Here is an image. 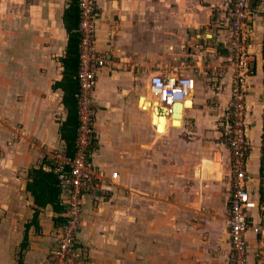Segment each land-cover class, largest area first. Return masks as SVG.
Masks as SVG:
<instances>
[{
	"label": "crops",
	"instance_id": "crops-1",
	"mask_svg": "<svg viewBox=\"0 0 264 264\" xmlns=\"http://www.w3.org/2000/svg\"><path fill=\"white\" fill-rule=\"evenodd\" d=\"M97 1L96 47L109 52V63L94 84L99 136L91 159L119 177L105 186L103 204L87 203L78 241L94 264H225L229 152L219 126L232 71L217 70L229 60L230 0ZM71 2L0 0V264H48L64 219L51 203L36 217L27 184L43 157L65 145L59 128L68 111L54 84L63 78ZM250 4L245 165L253 176L247 187L258 198L264 0ZM165 68L194 78L186 97L192 104L181 117L161 114L159 106L156 123L153 107L145 108L152 97L147 80ZM250 214L258 220L257 211ZM246 237L252 262L256 236Z\"/></svg>",
	"mask_w": 264,
	"mask_h": 264
},
{
	"label": "built area",
	"instance_id": "built-area-1",
	"mask_svg": "<svg viewBox=\"0 0 264 264\" xmlns=\"http://www.w3.org/2000/svg\"><path fill=\"white\" fill-rule=\"evenodd\" d=\"M79 8V65L75 92L78 127L73 154L66 145L44 156L43 168L52 172L61 189L63 221L56 243L49 251L48 264H94L78 241V232L89 201L106 197V185L117 181L119 174L107 175L92 162L96 144V99L94 84L100 70L108 62V53L96 47L98 19L97 0H76ZM225 19L229 61L232 66V85L228 103L221 119V140L229 152V179L226 197V228L229 234L230 256L225 264H264V164L258 178L260 195L253 198L247 187L252 174L245 165L250 142L247 135V78L252 72L253 60L248 52L250 44L249 23L252 19L250 0H230ZM198 69H195L197 72ZM147 84L151 93L159 98L171 115L176 101H184L192 92L194 78L169 68L150 74ZM192 95V94H191ZM259 213L258 220L250 211ZM256 236L253 260H249L246 233Z\"/></svg>",
	"mask_w": 264,
	"mask_h": 264
},
{
	"label": "trees",
	"instance_id": "trees-1",
	"mask_svg": "<svg viewBox=\"0 0 264 264\" xmlns=\"http://www.w3.org/2000/svg\"><path fill=\"white\" fill-rule=\"evenodd\" d=\"M78 21L79 8L76 0H73L64 13V23L68 30V43L66 54L61 59L64 67L63 78L54 84V87H61L64 91L63 102L68 112L60 125L59 131L70 154H73L78 127L77 104L75 100V92L78 88L76 74L79 65V33L76 31ZM31 174L35 176L28 181L27 188L34 196L36 205L35 216L37 217L38 212L48 203H51L54 209L63 215L64 207L59 202L61 189L57 185L55 175L52 172L45 171L41 166L33 168ZM59 217L62 216L60 215Z\"/></svg>",
	"mask_w": 264,
	"mask_h": 264
},
{
	"label": "bare ground",
	"instance_id": "bare-ground-1",
	"mask_svg": "<svg viewBox=\"0 0 264 264\" xmlns=\"http://www.w3.org/2000/svg\"><path fill=\"white\" fill-rule=\"evenodd\" d=\"M149 92H151V91L149 90ZM151 96H152L151 99L146 100L145 108H148L149 106L153 107V111H154V115H155L154 120L157 123L159 117L156 114V112L159 110L158 109L159 106L162 107L161 110H160L161 114H167L166 113L167 110H166V107H164V106H162L160 104V101H159L158 97H155L153 94ZM191 104H192V101L189 98L185 99L184 101H176L174 103V106H173V110H174L173 114H174V116L175 117H181L183 108L187 107V106H190ZM159 127L162 128V124H159Z\"/></svg>",
	"mask_w": 264,
	"mask_h": 264
},
{
	"label": "rangeland",
	"instance_id": "rangeland-1",
	"mask_svg": "<svg viewBox=\"0 0 264 264\" xmlns=\"http://www.w3.org/2000/svg\"><path fill=\"white\" fill-rule=\"evenodd\" d=\"M107 53H109L108 51H107ZM108 63H109V60H108V62L106 63V65H108ZM231 61H227V64L226 65H223L222 67H220V68H218V70H217V73H219V75H222V74H224L225 72H226V70L228 71V68L230 69L231 68V71H232V66H231ZM105 65V66H106ZM231 74H232V72H231ZM233 77V76H232ZM231 85H232V81H231ZM96 111H97V102H96ZM221 119H222V116H221ZM220 127V129H221V126H219ZM263 130H264V125H263ZM96 135H97V138H98V136H99V129L97 128V126H96ZM221 137V136H220ZM263 137H264V133H263ZM97 138H96V144H97ZM221 142H222V140H221ZM250 142V141H249ZM262 146H263V149H262V153H261V160H263V164H264V138H263V141H262ZM95 144V145H96ZM61 146H63V144H61V145H59L58 147H56V148H54L53 150H51V151H53V152H55L56 151V149H58L59 147H61ZM251 146V145H250ZM249 151H250V148H249ZM248 151V152H249ZM43 159L45 160V157H43ZM261 164V163H260ZM115 183V182H114ZM114 183H112V184H114ZM109 196V192L106 194V197H103L101 200L100 199H96V200H93L92 202H93V205L95 206V207H98V206H100V204H103L104 203V201L106 200V198Z\"/></svg>",
	"mask_w": 264,
	"mask_h": 264
}]
</instances>
